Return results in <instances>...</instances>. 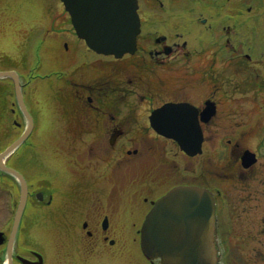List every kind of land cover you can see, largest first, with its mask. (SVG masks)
<instances>
[{"label":"flooded vegetation","instance_id":"obj_1","mask_svg":"<svg viewBox=\"0 0 264 264\" xmlns=\"http://www.w3.org/2000/svg\"><path fill=\"white\" fill-rule=\"evenodd\" d=\"M236 2L231 7V0H139L142 32L135 53L116 58L86 47V59L68 64L57 59L65 67L56 77L71 81L66 83L72 91L54 90L55 78L49 73L40 80L32 70L26 76L16 63L21 58L7 53L14 47L12 23L0 27V43L9 35V46L0 47V70H15L33 120L29 137L16 144L28 122L13 78L0 77V264H55L60 246L65 248L59 254L62 264H109L134 250L142 261L136 264H161L159 258L143 254L140 228L154 201L179 184L205 187L216 197L218 264H264V60L257 58L264 55V29L259 25L261 12L245 11L241 0ZM64 52H69L67 43ZM45 56L52 57L53 48ZM65 56L68 61L70 53ZM37 62L41 63L40 55ZM80 67L90 73L89 82L70 76ZM54 99L63 107L66 138L61 147H66V156L49 155L59 140L43 144L37 139L38 131L48 132L54 125ZM170 103L177 106L163 124L175 129L178 140L158 134L150 119L154 110ZM134 130L145 141L162 146L159 170L162 166L164 179L168 166L171 176L166 190H142L148 203L142 220V211L139 219L134 217L140 206L131 202L133 193L126 197L130 202L120 204L116 190H101L99 185L102 170L111 184L116 159L121 162L125 152L131 154L127 148L134 145ZM200 139V153L189 155L181 148L196 146ZM106 143L112 152L108 156L102 149ZM168 145L177 151L170 155ZM46 152L67 173L66 186L38 185V167L54 173L53 165L36 157ZM153 166L147 163L148 186ZM19 175L26 181L28 198L14 230L22 190ZM55 190H63L56 202L54 195L60 193ZM38 205L51 209L43 239L33 234L38 218L29 213ZM119 215L131 231L139 227L136 236L126 237L118 230L125 226L117 222ZM71 224L86 231L79 250ZM134 241L138 249L129 248Z\"/></svg>","mask_w":264,"mask_h":264},{"label":"rangeland","instance_id":"obj_2","mask_svg":"<svg viewBox=\"0 0 264 264\" xmlns=\"http://www.w3.org/2000/svg\"><path fill=\"white\" fill-rule=\"evenodd\" d=\"M210 2L209 0H207ZM231 7H236L238 4L236 0H232ZM243 1V2H242ZM239 2L241 5H244V8L250 9L252 6L250 5V2L253 0H242ZM255 3L253 4V11L261 12L262 15L260 16V19L264 20V0H254ZM158 8H155L157 10ZM211 9H208L207 11H210ZM0 11L2 12V25L7 26L6 23H12V28L10 31L12 32V36L14 33V40L12 41L15 43V46L13 47V55L17 57L25 56L28 57V63L25 64V60L22 58L21 61H17L16 63L19 64L22 68V72L24 74H28L30 72L29 70V61L30 56H37L40 55V52H42L41 56L44 58L45 54L49 51V49H52L54 47V50H56V44L54 40H57L58 38L61 41H66L68 45H71V50L69 53L73 52L69 56V60L66 61L65 54L62 53V56H59L58 59L60 61L63 60L66 64L72 63L73 60L77 58L89 57V53L86 50L84 46H79L78 43H81L77 36L72 31V26L70 19L68 17V13L64 7V4L62 0H0ZM152 10H149V12ZM254 25V24H253ZM260 25V24H259ZM254 26H257L255 24ZM6 40H3V43H0V47H8L9 45L6 44L8 42L9 35H5ZM58 37V38H57ZM257 40V37H256ZM82 44V43H81ZM75 45V47H74ZM81 51H84L81 53ZM46 61L44 62L42 67H37V70L35 71L36 74H42L46 72H50V70L58 71L60 68L58 64L55 61V58L52 60L51 57L45 56ZM258 59L264 60V55H261L257 57ZM32 62V61H31ZM62 63V62H61ZM64 63V64H65ZM13 65L14 62H11ZM63 64V63H62ZM36 65V62H35ZM7 67H11L10 65H7ZM69 69L72 70L73 67L69 64ZM73 71V70H72ZM71 71V72H72ZM90 75V73H87V69H84L80 67L79 73H71V77L76 78L80 83L83 82H89V80L86 78ZM104 81H108V78L103 77ZM71 81H68L70 83ZM47 86H43V90L46 89ZM48 88V87H47ZM58 90H64V91H72L73 86H70V84H67L66 82H62V84H59L57 87ZM141 111L144 112L143 108L141 107ZM61 110L55 108V118L53 120L52 126L49 127L48 132H40L38 131L37 139L45 144L47 141H50L51 143L53 140L59 142L56 144V147H50L51 150L54 148L53 153L51 151L49 152V155L59 154L66 156V153L63 152L66 147H61L62 141L66 138L65 134H63L65 130V122L63 123L61 120L62 116L60 114ZM144 116H143V122H144ZM146 119V118H145ZM63 130V131H62ZM136 136L132 135L135 140H133L134 145L129 146L127 149L131 151V154L128 155L126 152L124 153L125 156H123V160L121 162L117 160L118 165H114L112 168V174L113 175V181L111 184L109 182H106L107 175L105 174L104 170L100 174L103 176L100 177V183H102L101 190H116V198L120 204L127 202L128 199L126 197L129 196V193H133V200L131 202L137 203V206H140V208L136 209L134 213V217L139 219L140 218V212L142 211L141 220L143 218L144 213H146L148 203H145L143 201V197L145 194L142 192V190H166V187L170 186V180L171 176L169 175L170 169H168V166L165 167V173L166 176L163 179L162 178V166L159 170V157L160 155V149L162 150V146L157 147V143L151 144L152 142L145 141L142 137V134H139L136 130L133 131ZM36 139V137H34ZM150 144V145H148ZM60 145V146H58ZM55 146V145H54ZM147 146L149 147V152L147 151ZM167 151L171 154H173L175 151H177L174 146L168 145L165 147ZM104 150V153L108 156L112 152H109L110 146L106 143L105 147H102ZM134 151H137V153H134ZM103 152L101 154H104ZM47 152L45 154H39L36 155L38 158V161L40 163L43 162L45 164L47 161L49 165H53V175L51 173H47L46 167H38L39 173L38 176H49L50 180H47L44 177L39 178L38 185L40 187H47L49 188L50 185L54 187L58 186H66V180H67V173L62 170L61 167L58 168L56 165L57 163L55 160L52 159L51 156H47ZM119 157V153L117 155ZM166 160H171L168 155L165 156ZM52 159V161H51ZM128 160L129 164H126V160ZM178 159H181L180 157ZM80 161H83V159H80ZM45 162V163H44ZM121 163V165H120ZM147 163L149 165H154L150 172V180L152 182L151 185L148 186L147 182ZM169 163V167H170ZM168 169V171H167ZM75 173V172H74ZM71 175L69 174L68 181L70 180ZM167 178V180H166ZM48 181V183H47ZM181 181H184L183 179ZM50 184V185H49ZM69 184V183H67ZM123 190H128L126 196L122 197ZM51 191V190H50ZM56 192H59L63 190H55ZM55 202L56 199H61L63 196H61V193L58 195H54ZM130 202V200H128ZM51 211L50 208H48L45 205H38V208L33 211H29V213H35L36 218V225L37 231L33 230V234H37L38 238L43 239L46 234V227L47 224L46 220L48 219L47 214ZM119 213V212H118ZM123 214V212H121ZM35 220H33L34 222ZM117 222L119 224L123 223L125 226H118V230L120 228V232L122 231V234L126 237H130L131 234L133 236H136V230L139 227H133L131 231V225L124 223L123 218L119 215L117 216ZM72 227V233H73V239L75 243V248L78 250L80 249L81 244V237H86V231L82 230L81 225L77 224H71ZM133 232V233H132ZM76 237V238H74ZM87 239V238H85ZM71 237H69V241H71ZM46 241V240H45ZM73 241V240H72ZM123 245V244H121ZM136 247L138 249V242L134 241V243L129 244V248ZM120 248V243H119ZM56 249L55 255V264H62L59 259V254L63 253L65 251V248H62L60 246ZM121 252H124L123 248H121ZM84 258L88 256V253L82 254ZM125 258L118 259L117 262H111L108 261L109 264H123V260L125 259L129 263L136 264L140 263V258L138 257L136 251H127V254L124 255ZM142 262V261H141ZM126 264V263H125Z\"/></svg>","mask_w":264,"mask_h":264},{"label":"water","instance_id":"obj_3","mask_svg":"<svg viewBox=\"0 0 264 264\" xmlns=\"http://www.w3.org/2000/svg\"><path fill=\"white\" fill-rule=\"evenodd\" d=\"M70 13L78 35L85 39L93 50L121 57L136 50L137 36L141 31L138 0H62ZM11 76L21 107L28 117L29 128L18 140L23 141L30 133L32 119L24 105L21 87L15 74ZM170 105L158 112L163 117L169 114ZM158 132L177 138L174 129L160 128ZM198 146L182 145L190 155L196 154ZM27 200L26 184L22 178L21 202L15 218L16 230ZM216 202L206 188L180 185L159 198L148 213L141 228V248L150 259L160 258L161 264H218L215 244Z\"/></svg>","mask_w":264,"mask_h":264}]
</instances>
